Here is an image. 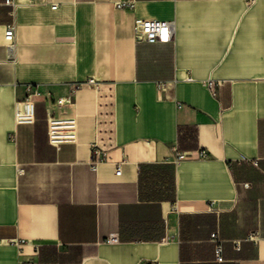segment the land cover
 I'll return each mask as SVG.
<instances>
[{
  "label": "crops",
  "instance_id": "crops-1",
  "mask_svg": "<svg viewBox=\"0 0 264 264\" xmlns=\"http://www.w3.org/2000/svg\"><path fill=\"white\" fill-rule=\"evenodd\" d=\"M119 1L0 0V264H264V0ZM145 18L174 38L138 37ZM52 111L75 122L59 148Z\"/></svg>",
  "mask_w": 264,
  "mask_h": 264
},
{
  "label": "built area",
  "instance_id": "built-area-1",
  "mask_svg": "<svg viewBox=\"0 0 264 264\" xmlns=\"http://www.w3.org/2000/svg\"><path fill=\"white\" fill-rule=\"evenodd\" d=\"M7 4L14 5V0H6ZM118 7L131 8L133 7V0H120L117 3ZM57 5H54L56 7ZM136 32L138 37L149 42H167L174 38L175 35V24L173 21L166 19L156 18H145L138 19L136 21ZM5 39L7 41L8 49L13 52L16 44V25L9 24L5 31ZM208 88L213 94L217 92V82L213 78H209L206 82ZM83 85L91 87L98 85V80L95 77H90L84 81H78L71 85L70 94L56 99L59 107L69 105L73 101L74 93L81 88ZM40 94L39 91L33 90L29 93L28 97L22 101L17 102L15 109V119L17 123H32L35 118V97ZM48 123V139L51 144L56 147H60L65 142L74 141L75 137V122L74 118L70 116H59L55 112H49L47 117ZM10 138L15 135L11 133ZM92 167L96 168L99 164L107 162L109 159L108 153L103 148L93 145L92 147ZM187 156L185 153L178 152L176 155V161L184 159ZM200 156H207L205 150L200 151ZM20 173L24 172V168L18 169ZM122 172V162H119L116 168V173ZM248 185V183H245ZM215 236V234H213ZM250 237L254 240H259L264 237V234L260 230H256L250 234ZM119 236L117 233H110L107 238L109 242H118ZM222 247L219 244L216 248L218 260H222L221 256Z\"/></svg>",
  "mask_w": 264,
  "mask_h": 264
}]
</instances>
